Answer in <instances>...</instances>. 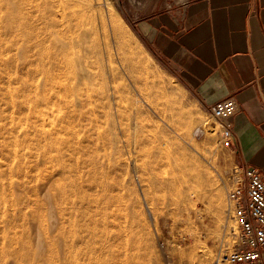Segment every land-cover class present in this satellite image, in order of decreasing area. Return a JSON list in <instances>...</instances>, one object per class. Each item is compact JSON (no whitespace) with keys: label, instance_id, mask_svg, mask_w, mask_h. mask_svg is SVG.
<instances>
[{"label":"rangeland","instance_id":"rangeland-1","mask_svg":"<svg viewBox=\"0 0 264 264\" xmlns=\"http://www.w3.org/2000/svg\"><path fill=\"white\" fill-rule=\"evenodd\" d=\"M96 1L60 0L56 6L65 15L63 21L60 14L57 17L62 21V30L68 20H85L91 33L89 41L100 50L105 70L112 75L97 78L86 89L77 84L76 72L70 66L54 69L53 75L47 77L41 73V60L26 65L21 49L24 37L5 32L0 13V143L4 142L0 144V264H12L2 254L10 237L18 243L24 241L33 251L25 253L33 257V264L82 262L88 258L91 264H121L133 257L145 258L152 264H210L220 257L217 249L225 240L229 221L234 236L226 251L238 233L226 200L227 191L233 187V175L238 173L235 151L214 146L217 125L192 88L138 31L128 12V2L111 0L109 6L106 0H99L97 9L93 6ZM70 35L75 36L66 33L64 37ZM58 42L56 38L49 39L41 55L50 57ZM62 57L70 62L75 52H63ZM112 85L120 91V111L141 123V150L133 149L135 134L131 127L116 122L113 125L111 118L103 114L108 107L100 97ZM80 98L94 101L90 113L98 116L95 130H100L103 139L96 142L95 149L100 163L89 165L95 169L86 167L87 172L82 173L83 181L91 179L96 183L95 189L86 186L84 194H90L88 197L79 192L71 198L76 199V204L81 195L87 198L77 209L84 216L81 218L75 210L76 214H63L61 219L57 210L68 207L67 202L59 201L57 205L52 199L60 187L57 171L61 144L67 141L74 148L88 144L84 121L72 107ZM39 148L47 154L42 173L36 166L41 157ZM14 150L19 160L14 158ZM2 175L6 177L2 179ZM9 176L18 184L2 191L1 185L8 184ZM212 185L223 190L221 199L214 197ZM204 191L210 193L202 194ZM67 218H72L71 224ZM15 232L10 237L6 234ZM73 236L78 237L70 243ZM125 248L133 249L135 255L125 257Z\"/></svg>","mask_w":264,"mask_h":264},{"label":"crops","instance_id":"crops-1","mask_svg":"<svg viewBox=\"0 0 264 264\" xmlns=\"http://www.w3.org/2000/svg\"><path fill=\"white\" fill-rule=\"evenodd\" d=\"M124 1L201 103H236L238 157L264 175V0Z\"/></svg>","mask_w":264,"mask_h":264},{"label":"bare ground","instance_id":"bare-ground-1","mask_svg":"<svg viewBox=\"0 0 264 264\" xmlns=\"http://www.w3.org/2000/svg\"><path fill=\"white\" fill-rule=\"evenodd\" d=\"M59 1L60 0H0V13L1 12L3 13L2 16H3L4 20H5V23L3 24L4 31L5 32L7 31V33L9 35H11V36H15V37L22 36V37H24V43L21 46V49H22L23 54H24V61H25L24 63L26 65H29V63H31V62H35L36 60H38V61L41 60V62L43 63V64H41L42 65L41 73L44 74V75H46L47 77H51L53 75V70L54 69H61V68L69 67L70 66L76 72V82H77V84L80 87L82 86V88H85V89L86 88H89L90 86H92L93 83H94V81L97 78L99 79L102 76H106V75L108 76V78H111L112 77L111 73H109L108 70H105V66L103 64V61H101L100 50L97 47L93 46V44L89 41V38L91 37V33L89 32V28H87V25L84 23L85 20L83 18H82V20H81L80 17L77 18V19L68 20L66 22V25L63 28V30L59 28V26L62 24V21L65 18L64 12H61L60 10H57V8H56V6L59 4ZM106 4L109 5V6H111L110 5L111 4V0H108V1L106 0ZM93 6H95V7L97 6L96 8L99 9L100 8L99 7L100 6L99 0L96 1L93 4ZM108 10H110V9H108ZM59 14L62 17V21L61 20H58V18H57L59 16ZM109 14H111V13H109ZM100 15L103 18L102 14H100ZM110 17H111V15H110ZM110 24H111V22H110ZM66 33H72V34H75V36L72 37L70 35L68 37H64V35ZM113 36L115 37V35H113ZM55 38L58 39L59 42L54 45L53 54H51L50 57L49 56L48 57H45V56L41 55V51H42L43 47L45 46V44L48 42V40L49 39H55ZM66 51H74L75 52V57L70 62L67 61V60H65L62 57V53L63 52H66ZM119 96H120V91L114 85L111 86V88L109 89V91L107 93H103L101 95L100 99L105 100V102L107 104V107H108L107 112H105L103 114H104V116L106 118L107 117L111 118V120L113 122V125H114V122H116V124H118L120 126L123 125V124H125L127 127L128 126L131 127V129H133V133L135 134V139H134V143H133V149H134V151L141 150L142 149V146L144 145V142L142 143V139H143V128L141 126V123L136 118H131L130 117L131 119H129V116L127 114H124V113H122L120 111V109L118 108V98H119ZM93 103H94V101L91 98H86V99H81L80 98V101L76 105L72 106L74 109H76L78 111V115H79L80 120H83L84 121V122H82L83 123L82 124L83 125V128L85 127L84 130L86 129L88 131V135H86L87 134L86 133L87 131L85 132L86 134L84 135L85 136L84 139L87 141V143L89 145L88 144H86L87 146L86 145H84V146L81 145L82 148H80V146L78 145L79 147H75L74 148V145H70V144L67 145V141H65V142H63L61 144V147H60V150H61L62 153H61L60 159L58 158L60 160L59 161L60 165L58 166L59 168L57 167L58 168L57 176L59 178L57 180L60 181V185H59L60 187L58 188V191L57 192H56L57 189L55 190L56 193L53 194L52 199L54 200L55 203H57V202L59 203V201H61V202L66 201L67 202L66 205L68 207L64 208L61 211L56 209L58 211V214L57 215L61 219H63V217H61V216H63V214L64 215H68L69 213H73V211H75V210L77 211V209L82 208V205L84 203H86V201H88V200H86L87 198L84 197V195H85L84 194V189L86 188V186L87 187L89 186L91 188V187L94 186V184H96V183H94V181L92 182L91 179H89V180L87 179V181H89V182L83 181V179H82V177L85 175L84 174L82 176L83 171L87 172L86 171L87 170L86 167L87 168H90L89 165H91V164H95V166H96V164L99 162V161L97 162V158L100 155H98L97 154V151H95V149L97 147L96 146L97 145L96 142L99 143L100 142L99 140H101L103 142V139H102L100 130L99 131L97 130V132L95 130V129L98 128L97 123H98V119L99 118L94 113L92 115L90 113V112H92ZM123 121H126V122H123ZM203 121L206 122L208 120H206V118H204ZM80 123H81V121H80ZM80 123L78 124V126L80 125ZM72 124H75V123H72ZM207 125H208V123H207ZM207 128L208 127H206V129ZM210 129H211V127H210ZM93 131H95L96 133H93ZM94 134L96 135V137L94 136ZM212 135L214 137V133ZM43 139L45 140V138H43ZM72 140H71V142H73ZM85 140H84V142H85ZM10 141H12V140H10ZM13 142H15V141L13 140ZM3 143L1 142L0 144L3 145ZM69 143H70V141H69ZM211 143H213V142L211 141ZM42 145L44 146V144H42ZM90 145H92V147L94 146L95 148L94 147L93 148H90ZM44 147H46V146H44ZM88 148H90L91 151H89L90 149L88 150ZM39 149H41V148H39ZM43 149L44 148H42L41 151H40V153H41L40 156L41 157L38 159L39 160V163H38L39 165H36V166H39L38 172H40V173H42L43 170H46V166L44 165V163H45V157H47V154L45 152H43V151H45V149L44 150ZM184 151H185V149H184ZM13 153H14V158L19 160L20 159V155H18V152H16V150H14ZM144 153H146V152H144ZM64 155H66L67 158H65ZM80 158H82V159H80ZM53 160H54V158H53ZM84 167H85V169H84ZM82 168H83V170H81ZM36 169H37V167H36ZM92 169H95V168H92ZM12 170H13V168L9 169V172L8 173H11ZM4 175L1 176L2 179H4L6 177L5 176L3 178ZM11 177L12 176H9L10 179L8 180L9 181L8 184L7 183L6 184H4V183L2 184L3 181H1V184H2L1 186L4 187L2 189V191L5 188H8V186L11 189V188H13V186H16V184H18L17 181L14 180V179H12ZM40 177H42V176H40ZM92 177H87V178H92ZM55 187H57V186L55 185ZM95 187H96V185H95ZM95 187H93V188L95 189ZM215 187L213 186V189ZM218 187H220V186H218ZM218 187L215 188V192H214L215 196L214 197H216L218 199L219 198L221 199V197L223 196L222 195V193H223L222 191L223 190H220ZM94 189H93V191H95ZM211 189L212 188H209V191H212ZM86 190H88V189H86ZM209 191H208V193H210ZM43 192H45V189H44ZM79 192H82L84 195H81V197H80L81 199L78 197L80 199V201L79 202L77 201L78 203L76 204V203H74V201L76 199L73 201V200H71V198L74 197V195L75 194H78ZM86 193H87V191H86ZM204 193H205V191L202 194H204ZM206 193H205V195L208 194V193L207 194ZM92 194H94V193H92ZM89 195L90 194H88V196ZM85 196H87V195H85ZM210 196L211 195H209V198H210ZM198 197H199V195H198ZM94 199H95V197H94ZM212 200H213V203L215 204L214 199H211V201ZM61 202H60V204H61ZM97 202H98V200H97ZM216 202H217V200H216ZM40 203H41V201H40ZM58 203H57V205H58ZM18 204H20V203H18ZM221 205L220 204L219 205L216 204V206H221ZM41 206H42V204H41ZM63 207H64V205H63ZM85 207H87V206H85ZM59 208L62 209V206H60ZM76 211H75L74 214H76ZM59 212H61V213H59ZM77 213H78L77 215L80 216L81 218H82V216H84V215H82L83 213L81 211H79V212L77 211ZM79 213L80 214L82 213V214L80 215ZM53 215H54V213H53ZM72 218H74V217H72ZM72 218H70V219H72ZM67 219H66V221H67ZM70 219H68V221ZM66 221H64V222H66ZM79 221H81V220H79ZM61 222L63 224V221L62 220H61ZM229 222H230V224H228V225H230V226L229 227L226 226V227H228V229H227V231L225 233V240H223L221 242L220 248L217 249V250H219L218 251L219 252V256H221L224 252H226L228 243L233 239V236H234L233 225H232L231 221H229ZM66 223H64V224H66ZM69 223L71 224L70 221H69ZM78 223L80 225L81 222H78ZM86 224H88V223H86ZM81 229H83V228H81ZM81 229H78L77 231H80ZM60 230H62V228ZM6 234H8L9 237H10V236H14L16 234V232L13 233V234L12 233H10V234L9 233H6ZM6 234L4 233V237L5 238H6ZM67 237H65V238H67ZM77 237L78 236H73L70 239V243L71 242H74L75 239H77ZM84 237L85 236H83V238ZM79 239H81L80 236H79L78 240ZM87 239H89V238H87ZM13 242H14V245H12ZM6 243H8V245L6 246V244H5V246H3V251H2V254L5 257V259L6 258L9 259L10 262H12V264H33V262H34L33 257L25 254L26 252H29L30 251V248L26 246V243L24 241L23 242L21 241L20 243H18V241L17 242L14 241V237H10V240L8 242H6ZM64 244H66V243L64 242ZM66 245H68V243ZM69 245H71V244H69ZM80 245H81V243H80ZM90 245H91V243L89 244V246ZM84 246H87L88 247V244L87 245H84ZM66 248H68V247H66ZM69 248L71 249L70 246H69ZM85 249H86V247H85ZM86 251H87V249H86ZM86 251H85V254H86ZM96 251H97V249H96ZM91 252H92V250H91ZM29 253L31 254V253H33V251H30ZM66 254H68V252ZM118 254H117V256H118ZM129 254L130 255H135L134 250L133 249H130V248H125L124 251H123V255H125V257H127ZM85 256H88V254H86ZM140 258L133 257L130 260H128V259L125 260V262L124 263H121V264H152V262H150L149 260L146 261L145 258H141V259ZM123 259H125V258H123ZM9 260H8V262H9ZM85 260L86 259H83L82 262L81 261H78V260H76L74 262H68L67 261V262L58 263V264H91L90 258H88L87 261H85ZM117 260L120 261L119 259H117ZM48 264H56V263H52V262L50 263L49 262ZM118 264H119V262H118Z\"/></svg>","mask_w":264,"mask_h":264},{"label":"built area","instance_id":"built-area-1","mask_svg":"<svg viewBox=\"0 0 264 264\" xmlns=\"http://www.w3.org/2000/svg\"><path fill=\"white\" fill-rule=\"evenodd\" d=\"M202 105L217 125L214 146L238 153L231 122L236 103L229 98ZM236 165L238 173L233 175V187L227 191L226 200L238 233L230 249L210 264H264V175L239 157Z\"/></svg>","mask_w":264,"mask_h":264},{"label":"water","instance_id":"water-1","mask_svg":"<svg viewBox=\"0 0 264 264\" xmlns=\"http://www.w3.org/2000/svg\"><path fill=\"white\" fill-rule=\"evenodd\" d=\"M235 156H236V162H237V160H238V153H235Z\"/></svg>","mask_w":264,"mask_h":264}]
</instances>
